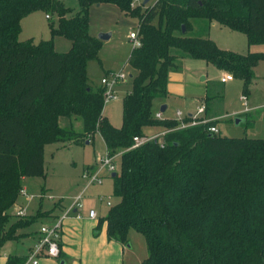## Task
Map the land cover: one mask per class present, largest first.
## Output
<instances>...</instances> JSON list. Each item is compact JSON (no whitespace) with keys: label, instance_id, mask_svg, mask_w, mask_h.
<instances>
[{"label":"trees","instance_id":"1","mask_svg":"<svg viewBox=\"0 0 264 264\" xmlns=\"http://www.w3.org/2000/svg\"><path fill=\"white\" fill-rule=\"evenodd\" d=\"M130 2L79 0V11L67 16L60 0H0V245L33 221L18 219L3 232L23 178L44 176V146L80 145L81 138L99 135L111 154L119 153L111 178L118 202L96 232L104 224L107 239L123 246L130 230L140 234L148 250L141 264H264V138L208 131L217 119L176 129V120L154 116L180 57L241 78L247 94L264 52L223 50L188 30L192 19L205 18L243 32L249 46L264 43V0H155L143 11ZM92 3H112L138 18L141 42L126 62L133 72L120 127L103 116L104 89L87 76L101 45L88 31ZM38 10L58 15L51 34L66 38L68 51H57L52 38L18 40L20 20ZM62 118L80 119L81 131L62 126ZM147 127L166 132L131 148L133 136L146 135ZM26 261L12 255L5 264Z\"/></svg>","mask_w":264,"mask_h":264},{"label":"rangeland","instance_id":"2","mask_svg":"<svg viewBox=\"0 0 264 264\" xmlns=\"http://www.w3.org/2000/svg\"><path fill=\"white\" fill-rule=\"evenodd\" d=\"M60 1L70 10L66 14L67 16L76 14L80 9L79 0ZM143 2L144 0H138L134 4L141 6L143 11ZM154 2L155 0H149L147 5L152 6ZM50 14L51 17L48 19L44 11L38 10L23 17L20 20L18 40L32 39L34 43H38L52 38L57 51H68L69 41L62 36H52L51 34V26L56 27L58 24V15L55 12ZM88 31L94 37L101 33L111 34L107 40L101 41L98 59L87 64L89 83L98 89L100 80L108 72L123 71L127 74L124 84L116 90L118 98L106 101L103 107V116L111 125L120 127L122 124L121 101L125 88L130 84L129 74L133 72L131 67L126 64L133 48L128 36L131 32L138 34V18L122 11L112 3H92L88 7ZM188 34L193 37L208 38L223 50L242 54L264 52V43L249 46L243 32L230 30L214 20L192 19ZM171 52L179 53L180 51L172 48ZM222 74V70L204 60L188 56L180 57L177 67L168 72L170 89L169 99L166 101L168 110L164 114L165 117L173 116L174 118L177 110L183 114L195 113L197 105L203 102L207 107L206 115L217 116V127L222 136L264 138V60L259 61L254 67V79L248 87L247 94L244 93V84L241 78L234 77L226 84H221L219 80ZM242 96L247 97V105L251 107L257 105L260 108L249 111L251 114L248 115L249 112L245 110V102L241 101ZM203 98L205 99L202 100ZM162 101L163 99L158 100L159 103ZM241 114L247 115L241 116V121L236 123L235 120ZM60 123L67 127L72 124L74 131H81V121L78 118L76 120L62 118ZM155 128L160 130V127ZM151 129L145 130L144 133L146 135H152L150 132L156 133ZM81 139L83 142L80 145L66 141L63 142L65 145L58 142L44 146V176L23 178L22 189L27 196L20 195L8 211L12 217L5 223L3 232H8L10 225L18 219L30 218L33 221L22 231L21 228L11 229V231L14 230L12 236L18 239L2 243L0 251L13 250L17 245L16 247L21 249L20 256H25L28 246L32 244L40 227L52 224L50 214L62 216L71 209L76 200L81 205L80 214L82 217L89 210H94L97 215L101 216L98 224L108 211L105 201H109L112 206L117 204L118 199L113 194L111 177H105L101 185L95 184L86 187L87 181L83 179L85 170L88 166L91 167L95 164L104 147L99 135H95L92 139ZM88 140L90 141L86 143ZM99 197L104 199V202H100ZM19 208L23 209L24 217L16 216ZM70 217H73L72 214L66 219ZM104 226L103 224L101 227L104 228ZM17 230L26 232L28 235L19 238ZM99 231L100 229H97V232ZM98 239L100 238L98 237ZM75 241L73 239L74 244H69L72 250L75 249ZM85 245V249L91 252L92 247L88 244ZM123 247V253L120 255L121 264H141L148 256L144 238L133 230L129 231L128 243ZM95 249L93 247V251ZM102 252L104 254L103 250ZM105 255L108 256L107 253ZM60 262L59 259L54 261L55 264H61ZM67 264H77L76 257L72 256Z\"/></svg>","mask_w":264,"mask_h":264},{"label":"built area","instance_id":"3","mask_svg":"<svg viewBox=\"0 0 264 264\" xmlns=\"http://www.w3.org/2000/svg\"><path fill=\"white\" fill-rule=\"evenodd\" d=\"M137 1L138 0H131L130 7H133L135 5L134 3ZM46 18H49V16L46 15ZM128 38L132 43L133 48L138 47L140 45L141 40L138 34L131 32ZM126 79H127V74H125L123 71H110L100 80V85L104 89L103 91L104 104L106 101L116 100L118 98L116 92L117 86L119 83H123ZM232 79H233L232 74L226 73L220 78V82L224 83ZM241 101L245 102L244 105L246 106V96H242ZM205 110H206V105L203 102H200L199 105H197L195 113L183 114L180 110H177L175 112L174 118H172L178 122L175 128L183 129L189 126H195L210 121L211 119L206 118L204 116ZM154 116L157 119H164L163 114L159 110H157L154 113ZM186 117H188L189 119L185 120ZM212 119H216V118H212ZM208 131L212 133H219V129L215 124L208 126ZM165 132L166 131H160L159 133L154 135L133 136L132 138L133 142L131 148L137 147L146 141L155 139L156 137H160ZM118 155L119 153L111 154L105 146V150L98 155L94 166L88 167L85 170L83 179L87 181L86 187L95 184L101 185L103 182L102 180L104 178V175L111 176L113 173H115L116 159ZM20 195L27 196L23 191V189L20 191ZM99 201L104 202V199L99 197ZM105 205L108 208L112 207V204L109 201H105ZM80 210H81V205L76 200L73 206L71 207V209L65 212L62 216L57 217L52 222V224L42 225L38 230V235H39L38 240L34 245L33 249L30 251L25 264H38V259L40 257H46L49 259L59 258L60 256L59 242L61 237V228L63 221L67 217H69L70 214H73V212L75 219H82ZM16 216L24 217L25 215L23 210L18 209ZM88 217L89 219L93 220L96 219L97 214L94 210H89Z\"/></svg>","mask_w":264,"mask_h":264},{"label":"crops","instance_id":"4","mask_svg":"<svg viewBox=\"0 0 264 264\" xmlns=\"http://www.w3.org/2000/svg\"><path fill=\"white\" fill-rule=\"evenodd\" d=\"M253 45H256V44H253ZM250 46H252V45H250ZM225 72L226 71L222 70V73H223L222 76L224 75ZM229 81H231V80H229ZM219 82H220V80H219ZM227 82H224V83L220 82V83L226 84ZM123 84H124V82L119 83L117 86V89L120 88ZM99 86H101V85H99ZM169 89H170V84L168 82V94H169ZM125 90H126V88H125ZM168 99H169L168 96L163 98L161 105L165 104V109L161 113L163 114L164 118L172 119L173 116L165 117V115H164L165 112H167V110H168V105L166 103V101ZM204 99L205 98H203L202 100H204ZM206 100H207V98H206ZM207 106H208V103H207ZM159 108H158V110H159ZM245 108H246L245 109L246 112H249L253 109H257L260 107H258L257 105L252 106V107L247 105V97H246ZM206 112H207V107H206L204 116L206 118H209V119H212V118L217 119L216 115L211 114V116H207ZM102 113H103V111H102ZM250 114H251V112L248 113V115H250ZM246 115L247 114L243 115V117H245ZM151 130L156 132V133L150 132V133H152V135L160 132V130H156L155 127H153ZM89 141L90 140L86 141V143H88ZM102 143H103L104 149H102L100 153H102L105 150V144H104L103 140H102ZM62 144L65 145V143H62ZM93 166H94V164H93ZM93 166H91V167H93ZM105 177H107V176L104 175V178ZM109 177H111V176H109ZM19 209H22V208H19ZM8 211H7V213L10 214ZM73 214H74V212H73ZM73 214H72L73 217L66 219L64 221V223L62 224L61 237H60V242H59V244H60V256H59V258H57V259L61 260L60 263L61 264H67L68 261L70 259H72V256H75L76 260H77V264H105V263L106 264H121V261H120L121 256L120 255H121V253H123L122 252L124 249L123 245H121L117 242L109 241L107 239L105 226H104V228L101 227L100 231L98 233L96 232V228L98 226V220L101 216L97 215L96 219L92 220V219H89L88 212H87V213L83 214L82 219H75ZM58 216H59V214L53 215V213H51L49 216L51 219V222H53ZM22 229L23 228H21V231H22ZM21 231L17 230V236L19 238L28 235L26 232H21ZM35 235L36 236H35L34 240L32 241V244H30L28 246L27 252L24 254L27 257L29 255L30 251L33 249L34 245L36 244L37 240H38V236H39L38 231L36 232ZM98 237L100 239H98ZM17 239L10 240L9 242L17 240ZM73 239L76 240L74 250L70 249V246H69V244H71V245L74 244ZM85 244H88V245H90V247H92L91 252H88L87 249H85V247H86ZM16 246L17 245H15L13 250L0 251V264H5L8 256H12V255L20 256L21 255V253H20L21 249H19ZM93 247L96 248L94 251H93ZM98 247H99V249H98ZM102 250L104 251V254H103ZM106 253L108 254V256L105 255ZM42 258L43 259H38V264H55L54 261L57 260V259H49L46 257H42ZM91 262H93V263H91Z\"/></svg>","mask_w":264,"mask_h":264},{"label":"water","instance_id":"5","mask_svg":"<svg viewBox=\"0 0 264 264\" xmlns=\"http://www.w3.org/2000/svg\"><path fill=\"white\" fill-rule=\"evenodd\" d=\"M148 1H149V0H144L143 4H146ZM182 32H185V28H184V26H182ZM110 36H111L110 33H101V34H99V35L97 36V38L100 39V40L102 41V40H107ZM164 109H165V104H162V105L160 106L159 110H160V112H163ZM241 119H242V118L238 117V118L235 120L236 123L239 122V121H241ZM114 176H115V173H113V174L111 175V178H113Z\"/></svg>","mask_w":264,"mask_h":264}]
</instances>
